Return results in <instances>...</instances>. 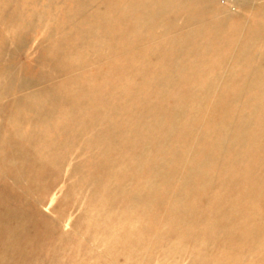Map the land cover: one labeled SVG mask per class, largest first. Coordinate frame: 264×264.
Returning <instances> with one entry per match:
<instances>
[{
    "label": "bare ground",
    "instance_id": "bare-ground-1",
    "mask_svg": "<svg viewBox=\"0 0 264 264\" xmlns=\"http://www.w3.org/2000/svg\"><path fill=\"white\" fill-rule=\"evenodd\" d=\"M6 16L0 197L62 254L47 264H264V0H0Z\"/></svg>",
    "mask_w": 264,
    "mask_h": 264
},
{
    "label": "rangeland",
    "instance_id": "rangeland-1",
    "mask_svg": "<svg viewBox=\"0 0 264 264\" xmlns=\"http://www.w3.org/2000/svg\"><path fill=\"white\" fill-rule=\"evenodd\" d=\"M175 8L170 10L168 14H160L158 19L160 21L166 20V18L172 16L175 13ZM235 14V10H233ZM16 21L10 17L0 18V38L6 37L8 46H14V43H11V39L16 38L17 26ZM175 34V31H169L166 34L162 35L160 38L166 39L167 37ZM30 39V46L22 49L18 53L17 61L22 65L23 74H35L39 68V60L42 54L45 53V50L39 46V40L43 38L42 31L39 30L36 33L32 34ZM33 40V41H32ZM156 40V38L154 39ZM104 66L103 68H105ZM96 67H91L90 70H94ZM220 105H224L230 101L231 94L221 95ZM168 101H171L168 99ZM63 179L64 174L59 175L58 180L60 181L59 186L55 189V192L49 199L45 201V204L38 207L43 213H46L50 216H56V208L59 205L63 197ZM15 203V200L9 199L7 201L8 205ZM31 206L33 205L32 201L27 202ZM66 209L70 213L69 223L64 227V231L71 233L74 230V223L80 217L82 213V208L76 204H67ZM57 239L48 238V241L56 242ZM40 239L32 237L24 225L18 221V217L13 213H10L6 209V205L2 197H0V264H47V262L54 263L58 259L62 258V254L58 252L53 258L48 259L50 254L43 256L39 251ZM2 255V256H1ZM47 259V260H46Z\"/></svg>",
    "mask_w": 264,
    "mask_h": 264
}]
</instances>
